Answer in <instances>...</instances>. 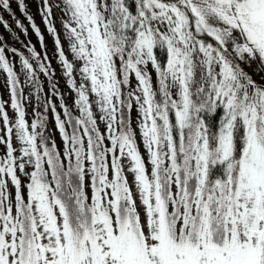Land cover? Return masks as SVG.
<instances>
[{
    "label": "snow or ice",
    "instance_id": "6c2138e0",
    "mask_svg": "<svg viewBox=\"0 0 264 264\" xmlns=\"http://www.w3.org/2000/svg\"><path fill=\"white\" fill-rule=\"evenodd\" d=\"M43 4L80 115L64 108L67 121L55 118L65 162L45 121H26L0 47L16 113L13 122L0 103V264H264V0ZM0 10L14 17L11 0ZM0 24L8 27L3 16ZM20 59L35 83L33 63ZM134 106L147 158L129 121ZM218 111L213 127L208 115Z\"/></svg>",
    "mask_w": 264,
    "mask_h": 264
},
{
    "label": "rangeland",
    "instance_id": "374dc122",
    "mask_svg": "<svg viewBox=\"0 0 264 264\" xmlns=\"http://www.w3.org/2000/svg\"><path fill=\"white\" fill-rule=\"evenodd\" d=\"M24 2H25V8L27 6L26 15L22 14V11L18 7V3L16 2V0H11V9H12V12L14 13L15 18L13 17V15L9 14L7 11L0 10V16H3L4 21H6L8 24L7 28H4L3 24H0V47L5 48L6 57L10 61L11 66L13 67V70L17 72V76H18V79L20 81L18 86H20V87H22V84L24 82L27 83L26 86H28V88H30L29 85L34 84L33 82H30L27 79V77H26V75L22 69V63H21L20 57L23 56L25 59H28L30 63H33L35 71L37 69V64L42 63L41 59L37 60V62H36V60L32 59V57L30 56L28 47L29 46L31 47V44L34 45V47L37 51H40V50L43 51V48L40 47V42H42L43 44H45L47 46V50H46L47 53L56 55V58H54L55 64L52 66L53 68L49 67L48 75H44L43 73H40V76H39L40 79L38 80L37 85L40 86V91L38 92V95L40 98L44 97V93L46 96L48 93L52 94L51 92H53V96L50 95L51 96L50 98L45 97V103L47 106L45 107V104H43L42 107H45L46 110H50V112H51L50 118L45 124V126L48 125L46 135L50 139L49 144L51 145L52 144L51 142L55 141L58 144L56 151H59L60 145H61L59 142L60 136L56 130V123L54 121V114L55 113L52 109H53V107L57 108L55 110L60 112L62 110L61 104H65V105L69 106V108L71 109L70 111H73L72 114L79 115V110L77 109V107L75 105V100L78 97H77L76 92L74 90H72L71 86L68 84V77H66L64 75L65 70L63 69L61 61L59 59L58 50H56L54 47V41L56 39V35H53V33L49 32L47 30L48 24L45 23V16H44L45 5L43 4V0H24ZM49 2H50V4L55 5L56 3L59 2V0H49ZM28 16L32 17L31 21L27 18ZM63 19H65V18L63 17V13H62L61 9L53 6V14L49 18V20L53 24V26L57 29V35H59V37L62 41V47H64L65 50H67V48H68L67 37H66V35L62 29ZM17 20L20 21V23L23 25V27L17 26V24H16ZM33 23L37 26V28H39L40 34L43 37V41L40 40L41 36H40V39L38 38L37 35L35 36V33H34L32 26H31ZM5 29H9V30L13 29L15 31L16 30L19 31V29H20L21 33L19 32V36H17V40H18L17 46L10 44L12 46V47H10L9 45H7L5 43V41L2 40V37H3L8 44L12 41V37L10 35H8L9 31L5 30ZM1 35H3V36H1ZM12 49H16V52L13 53L11 51ZM46 58L50 59V56H48V57L46 56ZM67 58L71 62L72 56L70 54L67 56ZM45 63H47L46 59L43 60L44 65H45ZM46 65H48V64H46ZM73 78L76 79L77 81H79L80 80L79 73L77 72ZM6 80H7V73L3 72V70L0 69V88H1V90H3L1 97H2V100H4L6 102V106H5L6 112L9 114L10 119H12L14 122L16 113H15V110L11 108V100H10L11 98H10V96L7 95V92L5 91V89H10V86H6ZM135 83H136V81L134 79H132V85L133 86H135ZM53 85H56L55 90H53ZM24 90L29 95V97H28L29 100L26 101L23 99V105H24V109L26 112L27 107H28L27 104L31 103V101L35 103V101H34L35 96L32 93L33 90H27V89H24ZM98 111H99L98 108H94V116L98 113ZM128 117H129V121H130L132 127L135 129V131L137 133L138 148L141 151V154L143 156H145V158H147L146 149L144 148L142 138L139 135L138 111H137L135 106H134L133 110L128 113ZM25 118H26V120L28 119L27 114H26ZM98 127L101 129V134L106 136L107 130L104 127L102 122L98 121ZM72 131H73V129H72ZM72 131L70 133H69V131H67V132L70 135L72 133ZM4 135H5V126L0 125V136H4ZM52 139L54 141H52ZM85 142H86V138H85ZM13 143H14V147H17V148L19 147V142L15 140V137H13ZM105 146L110 147V142L105 140ZM62 152H63V150H62ZM4 153H5V148L3 145H0V158L3 157ZM110 156H111V154H109V159H110ZM124 165H125V169H127L128 161H124ZM32 170H34V169H32ZM149 170H150V166H149ZM19 175L22 178L24 176L23 173H19ZM125 175L128 177L129 181L131 182L132 181V174L127 172V170H126ZM25 182H27V181L25 180ZM87 191L90 192V189H87ZM133 191L135 192L134 188H133Z\"/></svg>",
    "mask_w": 264,
    "mask_h": 264
},
{
    "label": "trees",
    "instance_id": "16d2710c",
    "mask_svg": "<svg viewBox=\"0 0 264 264\" xmlns=\"http://www.w3.org/2000/svg\"><path fill=\"white\" fill-rule=\"evenodd\" d=\"M129 3L131 4L132 3V0H129ZM26 8H27V6H26ZM26 8H25V11L24 12H22V14L23 15H26ZM5 28V27H4ZM33 29V28H32ZM5 30H8L9 32H8V35H10L11 37H12V41L8 44L7 42H6V40L2 37V40L3 41H5V43L7 44V45H9L10 47H12L10 44H12V45H15V46H17L18 45V40H17V36H19V32L21 33V31H20V29H19V31H15V30H13V29H5ZM32 31V30H31ZM33 31H34V33H35V36L37 35L36 34V31H35V29H33ZM1 36H3V35H1ZM38 36V35H37ZM40 36H41V34H40ZM40 36H38V38L40 39ZM54 37V36H53ZM41 40V39H40ZM40 47H42L43 48V51H37L36 49H35V47H34V45L33 44H31V47L29 46L28 48H29V53H30V56L32 57V59H34V60H36V62H37V60H39V59H41L42 60V63H43V60L44 59H46L47 60V63H45V66H49V67H52L55 63H54V58H56V55L55 54H49V53H47V46L45 45V44H43L42 42H40ZM30 50H35V52L37 53V58H34L33 57V55H32V51H30ZM156 53H157V55H158V57H159V59L163 62V61H166V52H164V51H161V50H156ZM53 55V56H52ZM59 55V54H58ZM48 57V56H50V59H48V58H45V57ZM7 58V57H6ZM8 59V58H7ZM9 63H10V61H9ZM46 64H48V65H46ZM10 65H11V63H10ZM53 68V67H52ZM36 74L38 75H36V80H35V83L34 84H32V85H29L30 86V88H28V86H26L27 85V83L26 82H24L23 84H22V87H20V86H18V88L19 89H21L22 90V98H21V100H20V102H21V104H22V106L24 107V105H23V99L24 100H29V95H28V93L24 90V89H27V90H33L32 91V93L34 94V101H35V103L34 102H32L31 101V103H28L27 104V111L25 112V114H27V117H28V119L26 120L28 123H31L32 121H34V120H37V119H43L44 121H45V124H46V122L49 120V118H50V115H51V112H50V110H46L45 109V107L47 106L46 105V103H45V97L46 98H50L51 96H53V92H51L52 94H50V93H48L46 96H45V93H44V97L43 98H40L39 97V95H38V92L40 91V86L39 85H37L38 84V80L40 79L39 78V76H40V71H39V68L37 67V69H36ZM154 79H155V77H154ZM34 86V87H33ZM2 91L3 90H1V88H0V103H4L5 104V106H6V102L4 101V100H2V97H1V94H2ZM5 91L7 92V95L8 96H10V98H11V91H10V89H5ZM51 95V96H50ZM11 100V99H10ZM33 100V99H32ZM37 102V103H36ZM43 104H45V107H42V105ZM32 105V106H31ZM63 106L64 107H62V110L59 112V111H54V121H55V118H56V116L57 115H60L61 116V119L62 120H65V121H67V119H68V117L67 116H65L64 115V108H67L68 109V112L73 116V117H78L79 115H80V113H79V115H74V114H72L73 113V111H70L71 109L69 108V106H67V105H65V104H63ZM55 109H57V108H55ZM5 111H6V109H5ZM220 115H222V112H219L218 111V113H214V114H209L208 115V122L213 126V127H215V126H217L218 125V123H219V117H220ZM42 117V118H41ZM0 125L1 126H4L3 125V122H2V119H0ZM47 126L48 125H46L45 126V134H46V132H47ZM56 130H57V132H58V134H59V136H60V140H59V142H60V150L58 151V152H60L61 153V158L62 159H64L65 160V162H67L66 161V158L63 156V153L66 151V149H67V145L65 144V142H64V140H63V136L59 133V129H58V127H56ZM66 131H69V133L72 131V127L70 126V125H67L66 124ZM50 140V139H49ZM52 141H54L53 139H52ZM50 142V141H49ZM52 144L50 145V146H52V145H54L55 146V149L57 150V143L54 141V142H51ZM59 149V148H58ZM62 150H63V152H62Z\"/></svg>",
    "mask_w": 264,
    "mask_h": 264
}]
</instances>
